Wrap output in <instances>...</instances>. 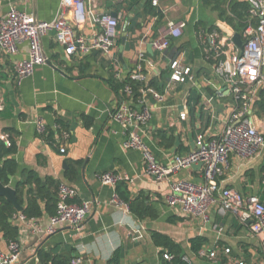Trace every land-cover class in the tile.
I'll list each match as a JSON object with an SVG mask.
<instances>
[{
  "label": "crops",
  "instance_id": "obj_1",
  "mask_svg": "<svg viewBox=\"0 0 264 264\" xmlns=\"http://www.w3.org/2000/svg\"><path fill=\"white\" fill-rule=\"evenodd\" d=\"M146 1L137 9L129 10L128 0H86L85 7L95 15L110 14L120 22L111 57L100 52L83 58L67 55L51 31L42 38V46L52 65L38 66L31 77L20 81L15 64L28 57L29 44L23 43L15 56L0 50V108L4 107L0 109V135L11 130L18 147L14 158L19 170L10 178L9 185L16 188L23 172L33 170L44 185L47 178H53L60 184L74 186L78 190L76 201L92 204L91 213L79 229L62 226L53 234H48L52 218L49 213L33 222L12 219L20 227L19 264H40V249L72 260L81 258V264H110L119 249L124 254L122 264H162L160 249L154 245L151 231L167 234L182 243L187 260L194 264H264L261 239L219 204L211 207L210 221L205 225L186 216L180 208L166 204L170 182L200 180L199 170L185 171L169 181H156L147 175L141 152L126 150L123 146L125 133L113 120L121 98L112 87L111 78L118 64L123 76L133 71L140 52L145 54L147 82L157 80L161 93L171 84L172 61L179 58L185 67L192 69L186 82L171 86L164 102H158L153 96L146 99L152 118L144 129V136L162 163L169 164L175 155L194 150L197 135L206 134L211 138L222 133L235 104L230 85L215 73V60L206 57L204 37L209 32H217L223 59L228 61L243 49L233 40L240 32L222 20L218 11L205 7L203 0H158V11L163 14L161 20L144 16ZM60 3L61 0L0 2V18L7 16L12 5L32 14L39 22H52ZM139 13L140 27L133 33L128 32L127 26ZM172 21L186 24L183 35L172 39L164 52L154 51L152 41L164 34ZM96 29L98 26L90 21L75 27L77 35L87 37ZM124 44H129L128 50ZM259 98L260 94L257 101ZM183 113L186 119H181ZM254 113L256 126L264 134V115L256 110ZM84 116L93 119L90 128L85 127ZM59 118L66 125L62 132H58ZM38 121H43L47 132L56 133L54 143L38 131ZM61 148L66 152L61 153ZM39 156H42L40 160ZM76 162H81L78 175L69 177L68 172ZM106 172H114L121 178L132 199L145 198L158 211V219L139 220L125 203L115 202L116 186L100 180V175ZM221 183L243 197L257 195L264 202V149L251 161L232 156L231 166ZM196 236L207 239L203 249L218 252L215 260L192 253L190 239ZM8 243L0 232V252H8ZM227 249L229 253L225 252Z\"/></svg>",
  "mask_w": 264,
  "mask_h": 264
},
{
  "label": "built area",
  "instance_id": "obj_2",
  "mask_svg": "<svg viewBox=\"0 0 264 264\" xmlns=\"http://www.w3.org/2000/svg\"><path fill=\"white\" fill-rule=\"evenodd\" d=\"M6 1L9 0H0ZM248 2L253 22L242 33L244 46L240 53L231 56L228 61L224 60L219 34L214 31L204 37L206 57L215 60V73L230 85L235 100L222 133L211 138L206 134L197 135L195 149L184 155H175L169 164L159 161L148 145L144 129L152 118V110L147 106L146 99L153 96L158 102H164L171 86L186 82L192 74V69L185 67L179 58L171 62V84L165 93L148 87L142 90L141 98L133 102V89L126 85L124 92L127 98L120 101L113 120L125 133L124 148L141 152L147 175L156 181H169L172 176L191 170L193 165H202L199 169L200 180L180 179L170 182L171 192L166 196L167 205L180 208L186 216L200 220L205 225L210 221L211 207L219 204L223 211L235 215L242 224L249 226L254 236L261 239L264 255V202L257 195L243 197L221 183V178L231 166L232 156L251 161L260 156L264 149V134L256 126L254 113V104L264 88V0ZM153 5L158 6V0H153ZM85 6L86 0H61L56 18L52 22H39L32 14L10 5L7 16L0 18V50L15 56L23 43L29 44L28 57L15 64L20 81L31 77L38 66L46 63L42 38L51 31L55 32L57 42L65 48L67 55L83 58L100 52L106 57L112 56L119 36L118 18L110 14L97 16ZM86 21L95 24L98 29L88 37L77 35L75 27ZM185 27L184 22H169L166 32L152 41L153 50L164 52L172 39L183 35ZM138 60L136 68L127 76H123L118 64L115 67V78L123 81L128 77L132 81L146 83L144 52L139 53ZM180 117L186 119V114ZM45 130L43 121H38V131L42 134ZM0 140L11 145L8 134L0 135ZM60 151L66 152L64 148ZM100 180L103 184L116 186L121 178L114 172H106L100 175ZM77 197L78 190L74 186L65 183L59 185L57 209L51 218L48 234L55 233L62 226L77 229L82 226L91 213L92 204L88 201L77 202ZM115 202L124 203L117 195ZM13 219L27 220L23 214L18 213ZM225 252L229 253L230 250ZM20 255L18 241L10 242L8 252H0V261L2 264H19ZM217 255L216 250L202 249L198 256L215 260ZM164 258L170 259L168 255H164ZM71 263L81 264L82 259H74Z\"/></svg>",
  "mask_w": 264,
  "mask_h": 264
},
{
  "label": "trees",
  "instance_id": "obj_3",
  "mask_svg": "<svg viewBox=\"0 0 264 264\" xmlns=\"http://www.w3.org/2000/svg\"><path fill=\"white\" fill-rule=\"evenodd\" d=\"M142 1L128 0L129 10L137 9ZM203 4L205 7H212L218 11L220 18L226 21L236 32L243 33L244 29L253 22L248 0H203ZM143 14L144 16L157 17L159 20L163 19V14L158 11V7L153 6V0L146 1ZM138 17H140V13L127 26L128 32L133 33L135 29L140 27V24L137 23ZM111 85L120 95L121 100L127 98L124 89L126 85H130L133 89L131 96L133 102H137L142 96V90L148 87L162 91L160 83L157 80L139 83L130 80L128 77L123 81H119L113 76L111 78ZM255 110L258 114L264 115V88L260 93L259 100L254 104ZM83 121L86 128H90L94 123L93 119L88 116H84ZM57 123L60 125L58 132H62L66 128L65 122L59 118ZM6 133H8L11 145L9 146L5 141L0 140V182L4 185H9L10 177L15 176L19 170V165L14 158L18 147L14 133L11 130H6ZM43 136L48 142H55L56 133L47 132L46 130ZM41 158L42 156H39V160ZM80 164L81 162L74 164V167L68 172L69 177H77ZM59 185L60 182L53 178H47L44 185V181L33 170H25L23 172L22 180L16 185V194L19 204L24 207L22 214L27 220H37L45 213H49L52 216L55 215ZM28 186L31 187L26 191ZM116 193L119 199L128 205L129 211L137 219H158V211L153 206L148 205L145 198H131L128 187L124 182L120 181L116 184ZM42 204H45V208L42 207ZM15 214H17V211L13 204L5 198L0 197V232L5 235L9 243L17 242L20 233V227L12 221ZM151 238L154 245L160 249L162 264H194L186 260L187 254L182 243L176 242L171 236L158 231H151ZM206 243L207 239L203 236H196L190 239L192 253L198 256ZM164 255H168L170 259H165ZM123 256V250H117L110 260V264H122ZM38 259L40 264H72V258H66L57 253L54 254L53 251L46 249L39 250Z\"/></svg>",
  "mask_w": 264,
  "mask_h": 264
},
{
  "label": "water",
  "instance_id": "obj_4",
  "mask_svg": "<svg viewBox=\"0 0 264 264\" xmlns=\"http://www.w3.org/2000/svg\"><path fill=\"white\" fill-rule=\"evenodd\" d=\"M129 21V20H128ZM234 42L240 47L243 48L244 46V41L242 39V34L236 33L233 37ZM127 50L129 49V44H124ZM124 48L122 47V50ZM122 58V56H121ZM47 64H51V61L47 59L46 61ZM180 143V139L177 138V145ZM202 167L201 164L198 165H193L192 169L194 170H199ZM11 178V177H10ZM0 197L5 198L8 202L12 203L15 210L17 212H22L23 207L19 204L18 199H17V194H16V188H14L11 185H4L3 183L0 182Z\"/></svg>",
  "mask_w": 264,
  "mask_h": 264
}]
</instances>
